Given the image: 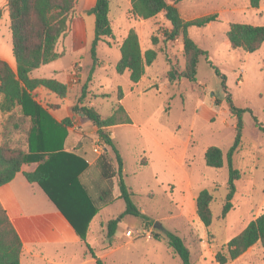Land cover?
I'll list each match as a JSON object with an SVG mask.
<instances>
[{"label":"rangeland","instance_id":"obj_1","mask_svg":"<svg viewBox=\"0 0 264 264\" xmlns=\"http://www.w3.org/2000/svg\"><path fill=\"white\" fill-rule=\"evenodd\" d=\"M76 1L70 28L59 40L61 56L42 65L34 75L63 79L66 74L52 73L57 67L64 68L71 77L66 97L73 105L91 103L103 117L112 114L119 102L120 90L126 94L121 104L135 125H120L112 129V134L124 161L125 181L134 192L133 200L145 213L146 220L126 214L120 220V228H132L129 229L131 235L127 234L129 230L126 232L127 236L151 234L154 238L153 235L159 233L162 237L151 241L144 237L136 239L127 253L130 260H123L124 264H184L163 239L164 230L176 232L184 239L191 250L193 264H218L216 252L264 211V132L256 126L257 121L264 119V44L249 53L233 49L226 35L231 22L261 25L264 19L259 10H264V0L258 8L252 7L250 0L180 1L177 5L184 19L218 12L219 20L189 28L190 35L207 51V56L200 57L196 83L182 77L174 85L169 83L168 71L171 67L183 69L184 47L181 37L165 40L171 23L164 13L142 19L132 13L130 0H110L114 38L100 42L99 65L91 74L95 16L83 9L87 0ZM0 8L4 9L0 22V59L16 69L7 0H0ZM79 15L86 18L87 40L75 50L69 43L74 41V20ZM131 28L137 31L143 50L155 48L159 53L155 63L147 67L145 79L138 88L133 87L128 71L120 74L116 70L120 45ZM153 37L157 38L155 45ZM83 87L85 97L80 99ZM42 90L35 93V89L33 93L48 109L55 110L66 98ZM229 95L236 107L245 110L241 115L244 122L242 144L233 158L243 175L236 182L234 207L221 217L228 192L226 153L234 143L238 122V115L231 111ZM74 117L77 120L73 119V125L83 120L81 131L88 136L84 138L87 145L91 148L105 146L92 120L81 114ZM30 127V118L22 115L20 108L13 112L0 110V145L6 141L11 147L26 148ZM212 145L223 150L225 165L221 168L210 167L205 162V151ZM141 158L146 166L140 165ZM206 187L213 189L215 196L214 217L209 227L199 218L196 207L197 194ZM112 208L118 217L125 211L126 203L120 199ZM108 213L105 211L102 216L108 219ZM157 223L161 227H156ZM107 232V226L101 234L96 232L95 243L106 246ZM104 262L109 264L107 260ZM229 264H264V245L257 243Z\"/></svg>","mask_w":264,"mask_h":264},{"label":"trees","instance_id":"obj_2","mask_svg":"<svg viewBox=\"0 0 264 264\" xmlns=\"http://www.w3.org/2000/svg\"><path fill=\"white\" fill-rule=\"evenodd\" d=\"M130 1L132 13L140 18L148 19L164 13L165 18L171 23V29L165 33V40L182 38L185 64L183 69L171 67L168 71L169 83L174 85L182 77L196 83L200 57L207 56V51L193 39L189 28L202 27L217 21L219 13L184 19L177 5L182 0ZM261 1L250 0V5L258 8ZM110 4V0H96L94 6L87 10V13L95 16L91 74L99 63L97 50L100 42L106 38H114L109 16ZM76 6V0H7L12 50L17 66L14 69L7 61L0 59V94L2 96L0 110L13 112L16 108H20L22 115L30 118L31 127L26 148L11 147L6 141L1 143L0 186L10 182L21 171L24 164L37 163L35 170L24 172L27 180L42 186L86 243L88 251L96 259V264H105L87 239L91 222L97 213L117 198L125 201V211L107 223L109 237L114 236L119 221L126 214L137 215L146 220L145 213L133 200L134 192L125 181L122 155L106 130V127L111 125L132 122L130 115L121 104L124 93L120 90L119 102L112 114L107 117H103L94 106L73 105L74 113L89 118L98 127L97 134L108 148L91 166L85 158L66 149L65 142L69 135V128L73 126V117L58 121L33 93L38 87H44L60 98H65L69 93L67 83L56 78L33 77L32 72L59 58L56 47L60 38L70 28ZM3 15L4 9L0 8V22ZM226 35L233 49L252 53L264 44V25L231 22ZM152 41L155 45L157 38L153 37ZM120 54L116 64L117 72L123 74L128 71L130 80L137 83L144 76L146 66L154 63L159 53L155 48H149L143 52L139 35L134 28H131L120 45ZM212 66L215 67L213 64ZM225 80L224 76L223 85L226 88ZM84 93L83 87L80 99L85 97ZM229 99L232 113L238 115V122L234 143L226 153L229 170L228 192L221 217H225L234 207L236 182L243 175L242 170L234 165L233 158L242 144L244 122L241 115L245 110L236 107L230 95ZM256 126L264 132V119L262 122L257 121ZM205 162L210 167H223L225 165L223 150L216 145L209 146L205 151ZM140 165L146 166L147 163L141 158ZM116 184L120 190L118 197L114 193ZM214 200V190L207 187L202 189L196 197L197 214L206 227L211 226L213 222ZM153 237L161 238L162 236L155 233ZM164 238L184 264H193L191 250L179 234L164 230ZM257 243L264 245V211L216 252L215 261L218 264H229ZM22 246L20 235L0 201V264H21Z\"/></svg>","mask_w":264,"mask_h":264},{"label":"crops","instance_id":"obj_3","mask_svg":"<svg viewBox=\"0 0 264 264\" xmlns=\"http://www.w3.org/2000/svg\"><path fill=\"white\" fill-rule=\"evenodd\" d=\"M95 1L96 0H87L83 9H90L94 6ZM262 3L263 0L261 1V4ZM259 15L261 17L263 15L262 18L264 19V10L262 8L259 10ZM262 22L263 23L261 25H264V21ZM249 23L254 25H260L252 22ZM73 32L74 41L69 43V46L71 47V49L79 50L80 47L86 44L87 40V24L84 15H79L75 18ZM59 42L60 41H58L56 50L61 56L62 51L59 50ZM146 50L142 49L143 52ZM148 66H146V72ZM34 72L35 70L32 72L33 77H45L35 76ZM56 73L60 74L61 76H64L63 74H66L63 79H60L58 77H56V79L68 84V81L71 79V77L69 74L66 73V70L64 68L57 67L54 73L52 74ZM144 79L145 74L139 82L134 83L133 87L138 88L143 83ZM39 89L41 91L42 89L46 88L38 87L35 93H37ZM125 97L126 94H124V97L121 101L122 104ZM35 98L39 102H41V100H39L36 96ZM67 100L69 102H67ZM63 101L64 102L61 103L60 106L57 107L55 110L48 109L50 113L58 121H61L66 117H73L74 120H77L74 117L76 113H74L73 111V101L68 99V97H66ZM85 105L92 106L91 103L88 102ZM64 107L66 108L65 110H67L68 113H65V110L63 109ZM82 122L83 120L79 119V123L77 125L75 123V125L69 128V135L66 139L65 145L68 151L74 152L80 155L81 157L85 158L91 166L95 163V160L99 155L94 152V148H91L89 144L87 145L84 142V138L87 135L81 131L83 130ZM120 125H135V122L132 121L131 123H118L106 127L113 140L114 138L112 134V129ZM75 128L79 129V131H75ZM93 128L95 131H97L98 129L95 124ZM106 150H108V148H106ZM36 167L37 163L24 164L22 166L21 171L18 172L10 182L0 186V201L4 208L7 210V213L22 240L23 246L20 257L21 264L96 263V259L93 258V256L88 251L86 243L80 238L75 228L66 218V216L62 213V211L57 207V205L52 201V199L48 196L42 186L38 183H30L25 177V171H33L36 169ZM117 188L119 189L116 184L114 189L116 197L120 195V190L118 193H116ZM119 200L120 198H117L113 203L103 207L97 213V215L91 222L87 235L88 242L94 248L95 253L103 261L107 260L109 264H124L125 262L123 260H130L127 253L133 248L131 244L134 243L136 239L142 237H144L148 241L154 239L152 238L151 234H148L147 236L143 235L138 237L127 236L126 232L132 228L127 226L121 229V221H119L116 233L113 237H108L106 246L98 244L101 242L95 243V240H97V236L95 235L96 232L99 231L100 233L104 230V228H106L107 223L110 219L117 218L115 217L116 213L114 212L112 207ZM105 211H107V213L109 212L108 214L110 217L108 219L102 216V213ZM123 212L124 211H122V213ZM95 244L98 245L96 246Z\"/></svg>","mask_w":264,"mask_h":264},{"label":"built area","instance_id":"obj_4","mask_svg":"<svg viewBox=\"0 0 264 264\" xmlns=\"http://www.w3.org/2000/svg\"><path fill=\"white\" fill-rule=\"evenodd\" d=\"M106 150V146H102V145H96L95 147H94V152L96 153V154H98V155H100L102 152H104ZM131 233H132V230H129L128 231V235H131Z\"/></svg>","mask_w":264,"mask_h":264},{"label":"water","instance_id":"obj_5","mask_svg":"<svg viewBox=\"0 0 264 264\" xmlns=\"http://www.w3.org/2000/svg\"><path fill=\"white\" fill-rule=\"evenodd\" d=\"M156 227H161V225L159 223L155 224Z\"/></svg>","mask_w":264,"mask_h":264}]
</instances>
